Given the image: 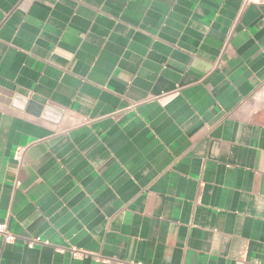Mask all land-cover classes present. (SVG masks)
Here are the masks:
<instances>
[{
    "label": "crops",
    "instance_id": "crops-1",
    "mask_svg": "<svg viewBox=\"0 0 264 264\" xmlns=\"http://www.w3.org/2000/svg\"><path fill=\"white\" fill-rule=\"evenodd\" d=\"M241 4L0 0V264H264V4Z\"/></svg>",
    "mask_w": 264,
    "mask_h": 264
},
{
    "label": "built area",
    "instance_id": "built-area-1",
    "mask_svg": "<svg viewBox=\"0 0 264 264\" xmlns=\"http://www.w3.org/2000/svg\"><path fill=\"white\" fill-rule=\"evenodd\" d=\"M264 4V0H242L241 9L244 8L247 4ZM128 107L127 109H130ZM14 236L9 232L7 224L5 222L0 223V240L3 242H12ZM35 242H39V240H35ZM33 242H30L29 245H32Z\"/></svg>",
    "mask_w": 264,
    "mask_h": 264
},
{
    "label": "water",
    "instance_id": "water-1",
    "mask_svg": "<svg viewBox=\"0 0 264 264\" xmlns=\"http://www.w3.org/2000/svg\"><path fill=\"white\" fill-rule=\"evenodd\" d=\"M33 104L28 103V111H33L36 115H41L42 117H45V115L48 112V108H42L40 111V106L32 107Z\"/></svg>",
    "mask_w": 264,
    "mask_h": 264
}]
</instances>
